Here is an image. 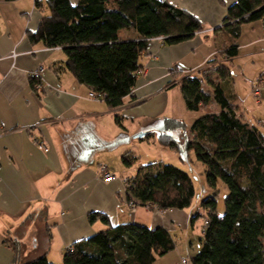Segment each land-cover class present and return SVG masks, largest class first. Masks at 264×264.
I'll list each match as a JSON object with an SVG mask.
<instances>
[{
    "label": "crops",
    "instance_id": "crops-1",
    "mask_svg": "<svg viewBox=\"0 0 264 264\" xmlns=\"http://www.w3.org/2000/svg\"><path fill=\"white\" fill-rule=\"evenodd\" d=\"M45 1L0 0V264H25L41 256L51 264H62L67 248L107 228L100 221L90 223L91 213L106 216L111 226L135 223L164 228L175 246L153 264L191 260L203 235V224L197 233L198 219L191 222L195 214L191 206L162 212L133 204L132 209L123 181L149 163L138 159L144 141L154 140L162 130L182 135L181 140L189 138L182 131L191 112L175 83L219 56L226 39L219 29L236 0H164L199 20L202 30L177 45L151 40L132 95L114 110L88 97L89 89L65 69L61 48L28 40L48 15ZM120 37L127 40L133 32L122 30ZM237 42L238 56L228 63L234 102L243 116L246 109L259 112L264 134V101L257 103L251 92L252 84L264 79L261 20L243 24ZM172 69L176 72L170 73ZM36 72L39 80L33 76ZM166 119L174 121L176 129L164 130ZM38 142L48 151L43 152ZM125 153L137 157L129 168L121 162ZM102 167L115 180L104 183L99 175Z\"/></svg>",
    "mask_w": 264,
    "mask_h": 264
},
{
    "label": "trees",
    "instance_id": "trees-1",
    "mask_svg": "<svg viewBox=\"0 0 264 264\" xmlns=\"http://www.w3.org/2000/svg\"><path fill=\"white\" fill-rule=\"evenodd\" d=\"M45 7L48 15L28 34V40L46 48H61L65 69L90 93L102 94L101 101L111 110L132 95L136 72L151 40L162 38L166 45H177L202 30L199 20L164 0H46ZM263 17L264 0H236L227 8L219 29L226 34L217 52L220 57L214 55L206 67L175 83L186 110L199 114L189 128V138L181 145L172 133L158 138L160 144L176 151H192L213 191L199 205L205 215L196 212L191 217L192 223L198 218L206 222L200 250L191 264H264V134L244 119L235 104L228 64L238 56L241 26ZM122 30L132 31L133 37L122 40ZM204 86L209 93L203 91ZM115 121L121 126L118 117ZM121 162L129 168L136 158L125 153ZM218 182L227 190L222 215L216 211ZM125 192L130 204L164 212L189 208L195 188L186 171L152 163L137 168ZM88 219L107 228L72 244L62 264H153L175 246L162 227L111 226L99 213H91ZM13 249L17 257V245ZM25 264L51 263L41 256Z\"/></svg>",
    "mask_w": 264,
    "mask_h": 264
},
{
    "label": "rangeland",
    "instance_id": "rangeland-1",
    "mask_svg": "<svg viewBox=\"0 0 264 264\" xmlns=\"http://www.w3.org/2000/svg\"><path fill=\"white\" fill-rule=\"evenodd\" d=\"M239 79H240V77H238L236 75L237 84L241 83V81ZM224 88L226 89V91H228L229 90L228 84H224ZM202 89L205 92H208V93L210 92V89L206 86H204ZM254 100L257 103H261L262 101H264V100L258 101L255 98H254ZM250 101H251V99L249 100L248 104L250 103ZM175 102H176V99H174V103ZM258 113H259L258 111L252 112V110L246 109V112H244V117L249 123L261 127L259 119L256 115ZM189 114L191 116V121L188 118H186L185 128L182 131L184 133V135L189 134V128L193 122V119H195V117H198V115H199L198 113H195V112H191ZM166 120H168V119H166ZM168 121H169L168 125L163 127L164 130L166 129V127H168L169 130L176 129L177 126H176L175 122L171 121V120H168ZM165 122L166 121L163 119V121L160 122V124L164 125ZM163 132H165V131L162 130V133ZM155 136L156 137L154 140H151L148 142L144 141V143L142 145V149L140 150L141 152L138 155V159L140 160V163H148L149 162L148 164H152V163H154V164H159V163L171 164V165H174V166L186 171L190 175V177L192 178L194 188H195V195H194V198H193L192 203H191L192 213L198 212L201 215H205L206 211L203 208L199 207V205H200L201 201L204 198H206L207 196H209L210 194H212L213 191L206 184L204 174H203V171H204L203 166L196 160L195 155L192 151H176V150L172 151L170 148H165L163 145L162 146L159 145L160 142L158 141V138L160 136V133L156 134ZM174 136H176L178 143L181 145L183 142V140H181L182 135L180 137L179 134L174 133ZM134 157L137 160V157L136 156H134ZM150 161H156V162H150ZM215 193H216V196H215L216 211L218 214L222 215L225 211L224 198L227 194V190L220 182H218L217 186H216ZM196 223L197 224H196L195 229L198 233V232H200L201 224H203V219L198 218ZM177 237L180 239L181 233H177Z\"/></svg>",
    "mask_w": 264,
    "mask_h": 264
},
{
    "label": "built area",
    "instance_id": "built-area-1",
    "mask_svg": "<svg viewBox=\"0 0 264 264\" xmlns=\"http://www.w3.org/2000/svg\"><path fill=\"white\" fill-rule=\"evenodd\" d=\"M262 24H263V27H264V17L262 18L261 20ZM157 40H160L162 41V38H157ZM12 57H15V54H12ZM143 74V69H140L136 72V76L137 77H140L141 75ZM34 78L35 79H40L39 78V73L36 72L34 73ZM251 92H252V95L255 99H257L258 101H262L264 100V79L263 78H258L256 80V82H254L251 86ZM88 97L90 99H94L96 101H101L103 99V96L102 94H94V93H89ZM38 147L43 151V152H47L48 149L44 146L43 143H40L38 142ZM100 177H101V180L104 182V183H109V182H112L113 180H115V175H113L112 173L108 172V170L104 167H102L100 169ZM1 179V178H0ZM124 183V186H125V190L127 189V187L129 186V183H130V178H126L124 179L123 181ZM130 207L133 209V205L130 204ZM206 225V222L203 223V227ZM70 248V247H69ZM67 248V249H69ZM179 264H191L190 260L188 259H185V258H182L179 262Z\"/></svg>",
    "mask_w": 264,
    "mask_h": 264
},
{
    "label": "water",
    "instance_id": "water-1",
    "mask_svg": "<svg viewBox=\"0 0 264 264\" xmlns=\"http://www.w3.org/2000/svg\"><path fill=\"white\" fill-rule=\"evenodd\" d=\"M142 137H143V134H139V135H138V138H142Z\"/></svg>",
    "mask_w": 264,
    "mask_h": 264
}]
</instances>
